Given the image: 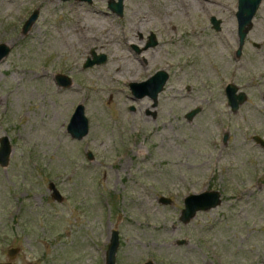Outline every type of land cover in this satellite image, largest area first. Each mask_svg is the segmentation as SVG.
Wrapping results in <instances>:
<instances>
[{
    "label": "rangeland",
    "instance_id": "374dc122",
    "mask_svg": "<svg viewBox=\"0 0 264 264\" xmlns=\"http://www.w3.org/2000/svg\"><path fill=\"white\" fill-rule=\"evenodd\" d=\"M235 11V0H123L122 16L108 0H0V138L11 146L0 261L17 247L16 264H105L116 229V264H264V0L240 57ZM151 32L157 44L142 49ZM92 50L106 61L84 67ZM159 69L169 77L157 104L135 98L129 83ZM228 83L247 94L236 111ZM80 103L78 140L66 126ZM205 190L221 203L183 223L184 197Z\"/></svg>",
    "mask_w": 264,
    "mask_h": 264
},
{
    "label": "water",
    "instance_id": "95a60500",
    "mask_svg": "<svg viewBox=\"0 0 264 264\" xmlns=\"http://www.w3.org/2000/svg\"><path fill=\"white\" fill-rule=\"evenodd\" d=\"M90 2L91 0H78ZM262 0H238V10L236 12L237 19V41L238 47L236 50V57H240L242 53V47L245 42V38L248 32L253 27V18L256 11L258 10ZM108 8L111 12L122 16L123 14V0H108ZM38 12L34 11L29 15L22 26V31L27 32L31 25L37 19ZM211 23L215 30L220 29V21L214 16L211 17ZM157 44L156 36L154 33H150L148 39L142 49L148 47H153ZM135 51L140 52L138 46L133 45ZM10 48L4 44L0 43V61L9 53ZM106 61L105 54L97 55L93 50L91 51V57H88L84 63V67L92 66L94 64L103 63ZM168 73L159 69L155 71L150 77L144 81L140 82H130L129 87L132 95L135 98H142L148 96L152 102L153 106L157 104L158 95L163 90L164 85L168 79ZM56 82L59 86H67L70 84V79L64 75L58 73L55 77ZM225 93L227 96V102L232 111H236L240 104L246 101L247 94L244 91H240L238 87L233 83H228L225 87ZM200 108H194L188 111L185 117L188 120H191L198 112ZM154 115V113H153ZM67 132L74 139H82L88 133V119L84 114V106L80 103L77 104L73 113L70 116L68 121ZM254 140L260 143L264 147V140L258 136H254ZM11 152V146L7 136L0 138V165L6 166L8 164L9 155ZM89 159H92L93 156L89 152ZM49 190H51V197L56 201L62 200V195L59 190L56 188V185L53 182L48 184ZM160 201L162 203H170V199L166 197H161ZM221 194L217 190H205L200 193H191L184 197V207L180 212V220L183 223L189 222L198 211H206L211 208L218 206L221 203ZM119 246V234L116 229L111 230V236L105 252V264H116V252ZM19 248L11 247L7 250L8 261L2 262L0 264H16L13 260L18 253ZM143 264H153L152 261H146Z\"/></svg>",
    "mask_w": 264,
    "mask_h": 264
},
{
    "label": "flooded vegetation",
    "instance_id": "af4514ba",
    "mask_svg": "<svg viewBox=\"0 0 264 264\" xmlns=\"http://www.w3.org/2000/svg\"><path fill=\"white\" fill-rule=\"evenodd\" d=\"M263 1V0H262ZM261 5V4H260ZM235 7H236V11H235V13H234V15H235V17H236V12H237V10H238V0H235ZM259 10V9H258ZM257 13V12H256ZM253 28V27H252ZM252 28H251V30H252ZM250 30V31H251ZM250 31L248 32V34L250 33ZM248 34H247V36H248ZM247 36H246V38H247ZM246 38H245V42H244V45H243V47H242V53H241V55L243 54V49H244V46H245V44H246ZM236 40H237V29H236ZM254 43V42H253ZM252 43V44H253ZM254 45V44H253ZM254 46H256V47H260V45H254ZM236 50H237V46H236V48H235V51H234V55H235V57H236Z\"/></svg>",
    "mask_w": 264,
    "mask_h": 264
},
{
    "label": "bare ground",
    "instance_id": "6f19581e",
    "mask_svg": "<svg viewBox=\"0 0 264 264\" xmlns=\"http://www.w3.org/2000/svg\"><path fill=\"white\" fill-rule=\"evenodd\" d=\"M77 29H78V31H80V33H83L84 26L81 25V24L78 22V24H77ZM82 36H84V34H82ZM134 79H135V78H134L133 76L129 78V80H134Z\"/></svg>",
    "mask_w": 264,
    "mask_h": 264
}]
</instances>
